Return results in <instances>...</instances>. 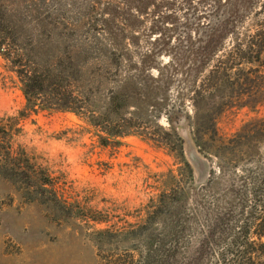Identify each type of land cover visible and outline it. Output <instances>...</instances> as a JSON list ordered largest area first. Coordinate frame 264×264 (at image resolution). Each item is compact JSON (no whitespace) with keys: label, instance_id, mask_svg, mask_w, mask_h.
<instances>
[{"label":"rangeland","instance_id":"rangeland-1","mask_svg":"<svg viewBox=\"0 0 264 264\" xmlns=\"http://www.w3.org/2000/svg\"><path fill=\"white\" fill-rule=\"evenodd\" d=\"M236 1L0 0V19L36 61L76 64L84 52L88 67L111 69L107 89L117 75L128 106L117 126L134 133L102 147L70 113L19 118L18 77L0 57V119L18 120L12 150L30 165L22 182L0 168V264H210L233 230L264 229V0L234 12ZM231 12L220 51L192 66ZM100 54L116 61L101 65ZM148 74L163 91L152 104L159 128L136 111ZM45 175L57 198L38 195Z\"/></svg>","mask_w":264,"mask_h":264},{"label":"trees","instance_id":"trees-1","mask_svg":"<svg viewBox=\"0 0 264 264\" xmlns=\"http://www.w3.org/2000/svg\"><path fill=\"white\" fill-rule=\"evenodd\" d=\"M131 1L140 2V0ZM251 1L237 0L233 11H237L239 5ZM241 10L242 7H240L238 13ZM233 16L232 12L230 15L225 13L220 22L212 28L211 33L200 41L193 52L192 66H206L211 58L217 55L221 49V42L226 37L227 29L230 25L234 27L233 20L230 21ZM15 33L11 26L0 19V57L12 66L18 77V83L25 101L24 109L19 118L30 117L38 112L70 113L79 121L94 129L97 143L102 147L112 143L117 145V138L122 139L134 134L131 133L133 131H129L133 130V127L129 124L126 125L125 121L120 120V126H117V114L122 109L127 110L128 106L125 99L120 97L123 96L122 92L117 95V75L114 82L115 87L107 89L111 69H106L105 66L101 69L88 67V55L84 52L81 56H78L80 61H76V64L69 57L63 60L53 57L51 61L48 59L36 61L33 55L34 48L26 50L21 47ZM39 45L35 44L34 46L38 47ZM237 55H245V53L236 51ZM113 56V54H110V56L100 54L97 59L100 57L101 65L112 64L116 61ZM144 79L150 86L137 85L138 90L145 87L147 91L144 93L145 96H143V93L139 94L136 91L135 95L139 98L137 99L139 105L136 111L139 117L146 120L153 127L159 128V113L152 104L157 101V97L163 95V91L153 86L157 82L151 75L144 76ZM17 121L15 118L0 119V168L5 174L17 178L16 182H22L24 177H26V180L30 179L24 172L27 166L30 165L24 154L17 155L12 150V140L15 133H19V128L14 124ZM260 122L262 123L260 127L264 129V118ZM117 127L120 129L118 133ZM136 130L138 131V129ZM185 166L189 169L187 164ZM189 172L191 175L190 169ZM41 173L36 170V173L33 174L38 175L40 178ZM38 181V190H41L38 195L43 196L46 194V188H48L51 191L50 195L55 198L58 197V193L52 185V179L45 175L42 186L39 179ZM245 230L241 232L233 230V235L230 236L231 240L228 243L229 247L223 249L217 257H213L210 264H264V229L254 230L253 233L248 234H254L256 236L255 240L247 237ZM230 249L238 252L226 263L223 256L232 254V251H229ZM166 263L167 261L164 259L161 261L155 259L151 263L143 262V264Z\"/></svg>","mask_w":264,"mask_h":264},{"label":"water","instance_id":"water-1","mask_svg":"<svg viewBox=\"0 0 264 264\" xmlns=\"http://www.w3.org/2000/svg\"><path fill=\"white\" fill-rule=\"evenodd\" d=\"M176 117H177V116H176ZM174 118H175V117H174ZM182 119H184V118H182ZM171 127H172V129L174 130V132L177 134V129H176V127H175V119H173V120L171 121ZM179 139H180V138H179ZM180 140H181L182 154H183V157H184L185 163L188 165V167H189V169H190V171H191V178H192V180H193L194 167H193V165L191 164V162H189V160L185 158V156H184V152H183V141H182V139H180ZM209 174H210V173H208V177H209Z\"/></svg>","mask_w":264,"mask_h":264}]
</instances>
